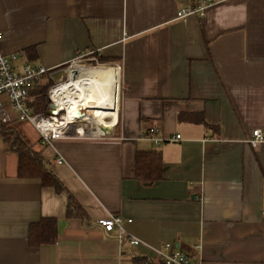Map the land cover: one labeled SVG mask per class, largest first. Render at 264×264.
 I'll use <instances>...</instances> for the list:
<instances>
[{
	"label": "crops",
	"instance_id": "crops-1",
	"mask_svg": "<svg viewBox=\"0 0 264 264\" xmlns=\"http://www.w3.org/2000/svg\"><path fill=\"white\" fill-rule=\"evenodd\" d=\"M188 1L0 0V54L15 67L40 65L55 83L61 67L94 57L118 67L119 84L116 123L100 139L43 147L6 105L85 219L67 217L64 193L17 176L0 133V264L157 262L165 243L198 264H264V0H213L203 19H177ZM152 127L158 147L141 138ZM142 151L161 159L150 184L134 174ZM109 215L141 243L104 233L95 222ZM46 218L56 243L30 248V225Z\"/></svg>",
	"mask_w": 264,
	"mask_h": 264
},
{
	"label": "built area",
	"instance_id": "built-area-1",
	"mask_svg": "<svg viewBox=\"0 0 264 264\" xmlns=\"http://www.w3.org/2000/svg\"><path fill=\"white\" fill-rule=\"evenodd\" d=\"M213 0H189L188 4L177 11V19H187L192 16H196L203 19L206 10L212 5ZM1 39V35H0ZM16 60L15 55L4 56L0 54V122L8 123L10 120L9 110L14 114V119L17 122H28L39 134L40 144L43 147L51 145L52 140L56 139H66V138H90V139H100L107 136L106 132H99L98 134L87 130L85 133L81 134L74 130V126L83 125L79 122V119H74L70 123H63V117L67 114L66 108L62 106V111L59 115L53 116L50 114L45 115L42 112L34 113L30 104L28 102L31 100L30 92L36 83L48 73V71L40 66L33 65L29 62L23 64L19 69L14 66V61ZM78 61V60H77ZM97 60L94 57L79 60V62H87ZM100 65V64H99ZM98 65V66H99ZM113 69H118L117 66H113ZM86 69V67L84 68ZM71 72L68 73L66 81L70 79ZM76 76V75H74ZM65 81V82H66ZM64 82L55 83L48 90V110L52 109V105L57 106L51 100V92L58 87V85ZM119 94V84L117 86ZM119 97V96H118ZM32 101V100H31ZM8 105V109L7 106ZM61 106V105H60ZM79 111L84 114L82 107H79ZM47 122L54 124L56 128L52 131L44 130V126ZM85 125H91L85 121ZM116 123V122H115ZM114 127V124H113ZM148 141H150L155 147H158L163 142L159 136V130L157 127L150 128L145 134L141 136ZM179 135H175L167 141L178 140ZM263 137L260 130H255L252 132V138L250 139V144L253 147H257L261 143ZM63 158L58 156L56 158V163L61 164ZM264 214V213H263ZM130 222V220H127ZM124 219L117 215H109L106 218L100 219L95 223L98 224L104 233L110 234L114 231L116 232V238L119 241H127L130 246H138L141 242L132 237H128L123 230ZM156 257L158 261L163 264H198V261L190 257L189 255L182 254L176 249H172V246L168 243L162 245V247L157 251Z\"/></svg>",
	"mask_w": 264,
	"mask_h": 264
},
{
	"label": "trees",
	"instance_id": "trees-1",
	"mask_svg": "<svg viewBox=\"0 0 264 264\" xmlns=\"http://www.w3.org/2000/svg\"><path fill=\"white\" fill-rule=\"evenodd\" d=\"M29 47L26 52L31 50ZM103 63L104 59L99 58ZM61 67V69H64ZM48 72L33 87L30 95L34 97L30 107L34 113L42 112L49 115L48 90L55 84ZM40 84V85H39ZM0 133L7 146L17 155V176L20 178L39 179L43 186L52 187L57 193H64L67 196L66 214L68 218L85 219V214L77 204L76 200L67 192L63 184L43 163L39 154L26 145L17 132L10 127L9 123L0 122ZM161 159L155 151L137 152L135 156V178L141 183L150 184L161 177ZM57 240V224L54 219H41L31 224L28 234V246L39 248L43 245H53ZM124 242V241H123ZM138 264H163L160 261L153 262L145 257H134Z\"/></svg>",
	"mask_w": 264,
	"mask_h": 264
},
{
	"label": "bare ground",
	"instance_id": "bare-ground-1",
	"mask_svg": "<svg viewBox=\"0 0 264 264\" xmlns=\"http://www.w3.org/2000/svg\"><path fill=\"white\" fill-rule=\"evenodd\" d=\"M117 69L111 67H97L76 69L71 73L70 79L51 92V100L57 106L66 108L67 114L63 123H70L74 119L87 121L91 128L85 124L74 126V130L83 134L87 130L98 134L109 131L115 121L117 111ZM82 107L84 112L79 111ZM110 119V121L108 120ZM44 130L52 131L54 124L47 122Z\"/></svg>",
	"mask_w": 264,
	"mask_h": 264
},
{
	"label": "rangeland",
	"instance_id": "rangeland-1",
	"mask_svg": "<svg viewBox=\"0 0 264 264\" xmlns=\"http://www.w3.org/2000/svg\"><path fill=\"white\" fill-rule=\"evenodd\" d=\"M82 60V59H81ZM76 62H78V61H76ZM100 63H98V61H96V62H93V61H87V62H79V63H74V64H71V66L69 65L67 68H65V69H63V72H61V75L62 76H60V81H57V79L55 80V83H56V81H57V83H59V82H65L66 81V78H67V75H68V73L69 72H74L76 69H83V68H97L98 67V65H99ZM106 67H108V66H106ZM112 68V67H111ZM64 73H65V76H64ZM61 79H63V80H61ZM59 80V79H58ZM40 85V84H39ZM31 100L33 101L34 100V97H31ZM30 100V102H28V105L32 102ZM87 111H85V113H86ZM109 121H110V119H108ZM81 124H86V123H84L83 121H79ZM16 125H17V129H18V131H21L20 129H21V127L23 126L24 127V129H25V127L27 128V129H30L29 131H31V133L34 135V131H36L34 128H32V126L28 123V122H19V123H15ZM87 127H89V125H86ZM16 127V126H15ZM37 132V131H36ZM25 144H28V145H30V143L28 142V141H26L25 142ZM36 148V147H35Z\"/></svg>",
	"mask_w": 264,
	"mask_h": 264
},
{
	"label": "water",
	"instance_id": "water-1",
	"mask_svg": "<svg viewBox=\"0 0 264 264\" xmlns=\"http://www.w3.org/2000/svg\"><path fill=\"white\" fill-rule=\"evenodd\" d=\"M74 72H71V73H73V75H76V74H74ZM62 109H63L62 106L55 107L54 105H52V109L49 110V112H50L51 115L57 116V115L60 114V112L62 111Z\"/></svg>",
	"mask_w": 264,
	"mask_h": 264
},
{
	"label": "flooded vegetation",
	"instance_id": "flooded-vegetation-1",
	"mask_svg": "<svg viewBox=\"0 0 264 264\" xmlns=\"http://www.w3.org/2000/svg\"><path fill=\"white\" fill-rule=\"evenodd\" d=\"M68 66H69V65L65 66V68H67ZM70 66H71V65H70ZM65 68H64V69H65Z\"/></svg>",
	"mask_w": 264,
	"mask_h": 264
}]
</instances>
